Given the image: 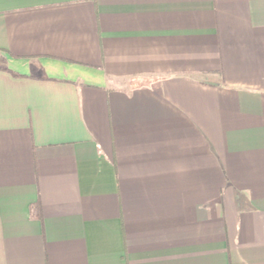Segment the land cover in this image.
<instances>
[{
  "label": "crops",
  "instance_id": "crops-1",
  "mask_svg": "<svg viewBox=\"0 0 264 264\" xmlns=\"http://www.w3.org/2000/svg\"><path fill=\"white\" fill-rule=\"evenodd\" d=\"M0 264H264V0H0Z\"/></svg>",
  "mask_w": 264,
  "mask_h": 264
}]
</instances>
